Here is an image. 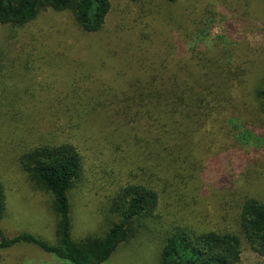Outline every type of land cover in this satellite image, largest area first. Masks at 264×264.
<instances>
[{
	"label": "trees",
	"instance_id": "trees-1",
	"mask_svg": "<svg viewBox=\"0 0 264 264\" xmlns=\"http://www.w3.org/2000/svg\"><path fill=\"white\" fill-rule=\"evenodd\" d=\"M130 1L142 12H156L168 23L179 0H161L154 9L150 8L154 0ZM111 6V0H0V25L24 27L52 10L68 13L80 32L91 34L103 29ZM207 18L195 20L189 31L184 26L188 22L180 18L178 24L186 40L204 31ZM172 47L170 43L159 62L147 58V62L141 59L136 63V68L125 73L130 76L121 90L109 85L58 92L57 106L47 110L62 120H50L47 133L40 128L41 117L35 116L34 109L19 106L11 111L15 124H19L16 117L30 123L29 127L15 125V137L21 135L28 146L17 153L14 169L33 190L48 197L43 205L55 221L56 241L50 243L30 232L8 236L0 226V249L29 244L73 264H102L141 230H160L159 223L150 222L157 217L164 196L185 217L183 223L160 232V264H245V249L264 257V198L255 191L264 179L257 170L247 169L240 178L248 181V191L241 181L226 180L216 191L214 210L203 203L196 205L198 199L203 202L201 189L206 185L202 173L211 149L207 145L212 141L209 126L222 118L244 117L248 94L256 108L252 122L262 126L264 75H257L248 88L246 72L240 66L230 65L197 45H191L187 59L170 64ZM63 56L58 60L60 68ZM96 66L91 68L99 72ZM22 69L36 76L30 72L29 61ZM32 121L40 122L31 126ZM245 121L247 126L248 119ZM69 128L76 137L77 132H85L94 140L103 139L96 148L100 152L106 148L104 153L109 155L100 165L88 162L70 141L74 133L65 134ZM16 138L12 140L15 145L20 142ZM101 182L107 184L103 210L97 212L101 220H95L84 236L73 239L74 208L84 199L86 188ZM9 196L13 198L0 175V222L8 215ZM194 217L204 222L199 225L193 222Z\"/></svg>",
	"mask_w": 264,
	"mask_h": 264
},
{
	"label": "rangeland",
	"instance_id": "rangeland-1",
	"mask_svg": "<svg viewBox=\"0 0 264 264\" xmlns=\"http://www.w3.org/2000/svg\"><path fill=\"white\" fill-rule=\"evenodd\" d=\"M160 2L154 0L150 8L160 6ZM111 4L103 29L91 34L80 32L68 13L52 10L43 12L37 20L24 27L0 25V175L7 182L9 195L13 196H9L8 215L0 226L8 236L30 232L50 243L56 241L55 221L43 205L48 197L33 190L22 174L14 169L13 160L17 153L28 146L21 135L15 137V125L29 127L30 123H23L16 117L19 124H15L13 109L19 106L34 109L35 116L41 117L40 128L47 133L50 120L54 123L62 120H57L50 113L57 106L58 92L68 91L71 87L95 89V86L109 85L121 90L130 76L125 73L136 68L141 59L145 62L147 58L161 61L170 43L173 45L168 56L170 64L183 57L187 59L191 45H197V48H204L229 61L230 65L240 66L241 71L246 72L245 85L248 88L257 75H264V0H179L171 12L174 17L168 23L158 18L156 12H142L139 5L130 0H111ZM182 16L188 22L184 24L188 27L185 31L193 29L195 20L207 16L204 31L186 40L178 24ZM62 55L60 68L58 60ZM27 60L30 72L36 76L23 73L26 72L22 68ZM93 65H98L99 72L91 68ZM117 68L121 72L116 73ZM250 98L248 94V111L244 117L237 115L238 120L222 118L209 126L212 141L209 140L207 145L211 149L206 155L202 173L206 185L201 189L206 198L202 194L203 202L198 199L196 205L206 204L210 211L214 210L216 191L226 180L227 183L241 181L248 191V181L240 179L247 169L257 170L259 177L264 179V124L259 126L252 122L256 108ZM247 119V126L243 125ZM39 122L32 121L31 126ZM72 133L70 129L65 134ZM76 134L77 137L75 133L71 135L70 141L85 154L88 162L91 160L100 165L109 155L104 153L106 148L101 152L96 148L98 140L103 139L94 140L85 132ZM238 134L241 135L240 141ZM14 138L20 141L19 144L12 142ZM101 145H105L104 141ZM98 169L97 166L95 170ZM100 184L86 188L84 199L74 208L73 239L84 236L94 226L95 220H101V213L97 212L103 210L107 184ZM255 189L257 196L264 198V183ZM155 214L157 217L150 223H159L160 230H141L137 236L120 244L102 264H160L159 253L163 244L160 232L183 223L181 218L185 216L171 199L164 196L160 197ZM193 222L201 225L204 221L194 217ZM150 226L154 228V225ZM243 258L245 264H264V257L249 249L244 250ZM0 264L73 263L58 259L34 245L20 244L0 249Z\"/></svg>",
	"mask_w": 264,
	"mask_h": 264
}]
</instances>
